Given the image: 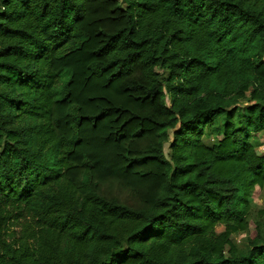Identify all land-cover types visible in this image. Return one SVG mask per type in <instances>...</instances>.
Wrapping results in <instances>:
<instances>
[{"label":"trees","instance_id":"trees-1","mask_svg":"<svg viewBox=\"0 0 264 264\" xmlns=\"http://www.w3.org/2000/svg\"><path fill=\"white\" fill-rule=\"evenodd\" d=\"M261 131L264 0H0V264H264Z\"/></svg>","mask_w":264,"mask_h":264},{"label":"rangeland","instance_id":"rangeland-1","mask_svg":"<svg viewBox=\"0 0 264 264\" xmlns=\"http://www.w3.org/2000/svg\"><path fill=\"white\" fill-rule=\"evenodd\" d=\"M250 102L246 101L241 106H245ZM242 111V110H241ZM243 112V111H242ZM217 139L214 135L204 136V141L208 145H212L213 142ZM253 142L257 146L258 150L264 151V131L258 132L253 136ZM166 152L169 153V145H166ZM254 202L257 207L264 208V188L256 187L254 194H253ZM224 229L223 225H218L217 230L222 231ZM245 237L246 233H240L233 236L235 241L240 245L243 246L245 244Z\"/></svg>","mask_w":264,"mask_h":264}]
</instances>
